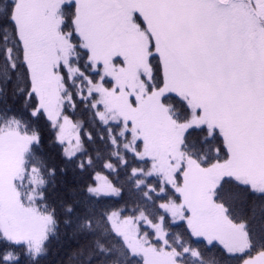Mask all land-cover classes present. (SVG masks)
Listing matches in <instances>:
<instances>
[{
	"label": "snow or ice",
	"instance_id": "obj_1",
	"mask_svg": "<svg viewBox=\"0 0 264 264\" xmlns=\"http://www.w3.org/2000/svg\"><path fill=\"white\" fill-rule=\"evenodd\" d=\"M0 264H264V0H0Z\"/></svg>",
	"mask_w": 264,
	"mask_h": 264
}]
</instances>
